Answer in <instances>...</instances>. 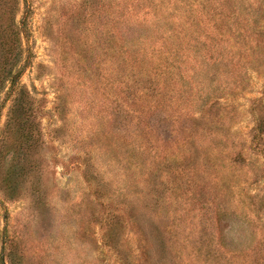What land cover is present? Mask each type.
<instances>
[{"label": "rangeland", "instance_id": "obj_1", "mask_svg": "<svg viewBox=\"0 0 264 264\" xmlns=\"http://www.w3.org/2000/svg\"><path fill=\"white\" fill-rule=\"evenodd\" d=\"M0 264H264V0H0Z\"/></svg>", "mask_w": 264, "mask_h": 264}]
</instances>
